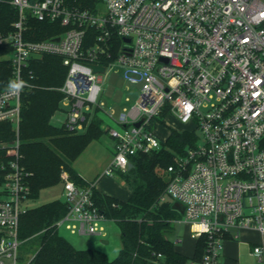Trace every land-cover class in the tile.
Returning <instances> with one entry per match:
<instances>
[{
  "label": "built area",
  "instance_id": "built-area-1",
  "mask_svg": "<svg viewBox=\"0 0 264 264\" xmlns=\"http://www.w3.org/2000/svg\"><path fill=\"white\" fill-rule=\"evenodd\" d=\"M0 1L18 10L0 44H12V81L24 83L18 94L0 91V122L12 121L17 133L0 144V264H19L20 217L30 192L21 163V95L27 64L43 54L59 55L67 66L60 110L61 125L71 131H84L96 111L113 119L100 99L108 69L121 67L127 82L141 86L135 103L114 119L118 127L105 124L115 141L108 176L129 170L132 156L161 148L167 137L157 125H167L168 116L201 130L205 141L166 168L162 200L181 204L176 222L194 238L208 236L205 264H221L224 239L239 238L243 229L261 234L251 255L264 264V0H102L98 13L68 8L66 0ZM30 17L68 28L28 39ZM89 28L97 30L91 44ZM61 178L69 209L57 229L105 235L108 218L94 200L95 185L77 184L66 169Z\"/></svg>",
  "mask_w": 264,
  "mask_h": 264
},
{
  "label": "trees",
  "instance_id": "trees-1",
  "mask_svg": "<svg viewBox=\"0 0 264 264\" xmlns=\"http://www.w3.org/2000/svg\"><path fill=\"white\" fill-rule=\"evenodd\" d=\"M102 0H66L71 9H85L98 13L103 9ZM18 10L9 2L0 1V32L13 31ZM25 36L41 40L65 31L68 27L59 21L38 20L30 17ZM97 30H87L86 42L94 41ZM10 43L0 44V91L8 87L14 77ZM67 66L56 54H43L32 58L24 74L28 85L21 95V163L28 173L29 198L39 196L42 188L62 181L61 172L66 169L79 185L86 181L73 162L102 130V117L96 112L89 115L86 130L76 132L65 125H55L51 117L61 109L63 85ZM107 132V131H106ZM17 137L12 121L0 122V141L11 142ZM196 133L189 129H173L163 141L161 148L146 154L131 157L132 166L126 172H119L123 181L132 188L128 199L93 190V197L108 219L115 220L121 228L122 246L117 256L111 259L97 248H77L69 239L59 233L56 222L63 217L69 205L66 200L56 199L37 207L27 208L20 217L19 238L23 240L20 258H30L26 264H190L203 261L208 246V236L196 241L192 257L176 248L175 222L181 217V210L172 200H162L166 179L159 172L174 161L176 153L184 154L191 146ZM6 156V150L1 151ZM161 253V256L158 254Z\"/></svg>",
  "mask_w": 264,
  "mask_h": 264
},
{
  "label": "rangeland",
  "instance_id": "rangeland-1",
  "mask_svg": "<svg viewBox=\"0 0 264 264\" xmlns=\"http://www.w3.org/2000/svg\"><path fill=\"white\" fill-rule=\"evenodd\" d=\"M103 8L105 7L102 5ZM12 53L6 55L7 58H10ZM141 86L139 84H133L127 82L124 77V70L117 66L112 69H108L105 74V80L102 83V92L100 94V99L103 102L102 108L106 111L113 112V119H109L107 116L102 114L104 120L113 127H118L114 123V119H117L119 114L123 111L125 107H130L137 98L139 97ZM63 108V104H61ZM98 114H101L97 112ZM65 115L61 110L52 115L51 122L55 125H61ZM167 125H157L159 133L168 137L170 134V128L176 130H186V125L179 120L172 118L170 116L165 118ZM102 121V130L105 131L98 139L93 140L87 148L77 157L73 162V166L82 172L83 175L93 176L95 173L99 172L104 168L107 162L113 158L114 155V146L115 141L111 138L107 131L108 125ZM16 128V124H14ZM86 130V129H85ZM196 133V139H194L193 145L202 144L205 141L204 134L199 129L191 130ZM14 141V140H13ZM11 141V142H13ZM11 142H2L0 144H10ZM191 145V146H193ZM191 146H186L185 151H187ZM176 155H183L176 153ZM159 172L166 179V168L160 167ZM113 179L116 181V189L122 197H126L127 194L131 191V186L123 181L119 172L113 175ZM113 183H107L106 187H110ZM114 185V184H113ZM112 185V187H113ZM107 189V188H106ZM64 182L59 181L55 184L46 186L41 189L40 194L36 198H28L25 202L28 208L37 207L41 204L54 201L56 199L64 200ZM105 226V235H82L79 233H72L70 229L65 226H61L58 230L59 233L65 238L69 239L77 248L86 249V248H97L105 251L108 256L113 259L117 256L121 246V228L119 224L113 219H107L104 221ZM175 233L181 236V239H185L186 234L188 233V225L185 222L177 221L175 222ZM30 258V255L25 257V260L19 256V264H26ZM240 264H259L255 257L249 255V252L243 254L240 259ZM190 264H205L203 261H194Z\"/></svg>",
  "mask_w": 264,
  "mask_h": 264
},
{
  "label": "crops",
  "instance_id": "crops-1",
  "mask_svg": "<svg viewBox=\"0 0 264 264\" xmlns=\"http://www.w3.org/2000/svg\"><path fill=\"white\" fill-rule=\"evenodd\" d=\"M102 117V116H101ZM103 121L107 123L104 118L102 117ZM116 124V122H114ZM109 124V123H108ZM110 125V124H109ZM169 126V125H167ZM174 128H170V134ZM169 134V135H170ZM112 159V158H111ZM111 159L107 162L102 170L95 173L93 176H85L77 170L80 175L88 182H92L100 192H104L113 196H116L121 199H128L132 193L131 191L127 194L126 197H122L117 189H116V181L113 179V176H108L104 174V170L106 169L107 165L111 161ZM113 183L110 187H106V184ZM113 185V187H112ZM107 188V189H106ZM175 205L178 206L181 204L175 202ZM27 206V205H26ZM182 207V206H181ZM28 208V207H27ZM181 210V214H183V208H179ZM176 230V229H175ZM176 232V231H175ZM174 238L176 240V248L181 251L182 253L192 257L195 253L196 248V241L197 239L191 235L190 229L188 227V233L186 234L185 239H181V236L174 234ZM261 239V234L259 231L255 229H243L240 231L239 238L235 239L231 236H227L223 241V248L220 256V263L221 264H240V259L242 258L243 254L249 252L251 255V249L256 242H259ZM254 257V256H252Z\"/></svg>",
  "mask_w": 264,
  "mask_h": 264
},
{
  "label": "clouds",
  "instance_id": "clouds-1",
  "mask_svg": "<svg viewBox=\"0 0 264 264\" xmlns=\"http://www.w3.org/2000/svg\"><path fill=\"white\" fill-rule=\"evenodd\" d=\"M23 86H24L23 81H19L18 78H17V80L10 82L8 85V87L11 89V91L14 94H18L19 91L23 88Z\"/></svg>",
  "mask_w": 264,
  "mask_h": 264
},
{
  "label": "water",
  "instance_id": "water-1",
  "mask_svg": "<svg viewBox=\"0 0 264 264\" xmlns=\"http://www.w3.org/2000/svg\"><path fill=\"white\" fill-rule=\"evenodd\" d=\"M95 71H98V72H104V66H100V65H94L93 66ZM140 122L137 123V125H139ZM178 208H182L180 205L178 206ZM183 210V209H182Z\"/></svg>",
  "mask_w": 264,
  "mask_h": 264
}]
</instances>
